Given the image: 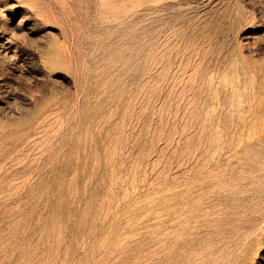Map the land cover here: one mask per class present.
Listing matches in <instances>:
<instances>
[{
  "label": "rangeland",
  "instance_id": "obj_1",
  "mask_svg": "<svg viewBox=\"0 0 264 264\" xmlns=\"http://www.w3.org/2000/svg\"><path fill=\"white\" fill-rule=\"evenodd\" d=\"M0 264H264V0H0Z\"/></svg>",
  "mask_w": 264,
  "mask_h": 264
}]
</instances>
